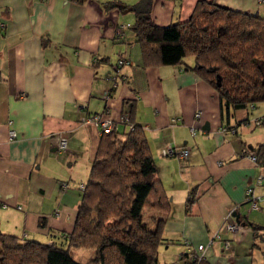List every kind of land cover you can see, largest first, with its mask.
Here are the masks:
<instances>
[{
    "label": "crops",
    "instance_id": "0c3cea01",
    "mask_svg": "<svg viewBox=\"0 0 264 264\" xmlns=\"http://www.w3.org/2000/svg\"><path fill=\"white\" fill-rule=\"evenodd\" d=\"M139 1L0 0V230L44 243L71 232L81 201L77 185L86 183L101 137L81 117L104 114L126 132L121 119L130 115L144 129L169 202L160 264H191L189 250L200 244L204 264H264V178L257 180L264 126L253 124L264 109L227 108L194 71L193 57L187 66L144 65L135 14L106 5ZM197 1L152 0L151 16L160 26L185 21ZM208 1L264 17V0ZM119 59L127 63L115 84ZM60 136L68 139L65 150L57 148ZM166 146L190 154L165 157ZM248 188L259 197L257 209L246 202ZM229 212V221L239 213L243 226L235 234L220 229ZM158 215L148 209L147 222L154 226L149 217ZM219 229L221 239L208 245Z\"/></svg>",
    "mask_w": 264,
    "mask_h": 264
},
{
    "label": "trees",
    "instance_id": "16d2710c",
    "mask_svg": "<svg viewBox=\"0 0 264 264\" xmlns=\"http://www.w3.org/2000/svg\"><path fill=\"white\" fill-rule=\"evenodd\" d=\"M106 5L135 14L132 29L144 65L187 66L186 59L193 57L192 68L227 108L264 102V17L198 0L187 20L160 26L151 16L152 0ZM128 123L133 127L126 132L114 123L101 133L73 230L48 243L0 230V264H81L72 257L74 247L95 252L85 264H160L169 202L143 127L132 123L130 115ZM260 148L264 153V144ZM194 201L195 188L188 203ZM148 209L159 211L149 217L154 226L146 220ZM204 262L191 257V264Z\"/></svg>",
    "mask_w": 264,
    "mask_h": 264
},
{
    "label": "built area",
    "instance_id": "2783aa9c",
    "mask_svg": "<svg viewBox=\"0 0 264 264\" xmlns=\"http://www.w3.org/2000/svg\"><path fill=\"white\" fill-rule=\"evenodd\" d=\"M261 2H263V0H261ZM1 26H3V24H1ZM125 63H127V61H125L124 59H119L113 67V75L111 77L114 80L115 84L117 83V77H118L119 70H120L119 66L123 65ZM109 95H110V93L106 92L104 94V98H108ZM198 114L199 113H196V115H198ZM81 122L85 123V124H92V125L96 126L100 133L108 132V131L112 130L113 125H114V121L112 119H110L109 117H107L104 114H98V113L82 116ZM121 122L128 123V115H124L123 118L121 119ZM253 124L255 126L264 125V117H260V118L255 119L253 121ZM132 127H133V125L128 123V130L132 129ZM9 136L11 138H13L16 136V134L14 131H10ZM55 142H56L57 148L59 150H65L67 147L68 139L64 136H60V137L56 138ZM161 154L165 157H173L174 156V157H177L179 159H185L190 154V150L188 148H185V147L166 146V147L162 148ZM247 155L251 158L252 161L257 162V156H256L255 151L248 150ZM263 178H264V172L258 176V179H257L258 182H260ZM77 186H78L77 188L80 191H82L84 189L85 185L83 183H80ZM67 187H68L67 184H63V188L66 189ZM258 200H259V197L253 193V190L251 188H248L246 190V202L249 203V205L252 209L258 208ZM231 217H232V213L229 212L224 219L223 227H220V229L224 228L228 232L235 234L237 231L242 229L243 226L240 223H238L237 221L230 222L229 219ZM220 229L213 234V238L209 241L208 245L212 244L215 240L221 239L222 235H221ZM185 244L188 247L190 246V242H188V241H186ZM230 244H231L230 241L226 240V241H224L223 246H224V248L228 249L230 247ZM204 249H205V245L200 244V245H197L196 248L190 249L189 253L192 255V257H196L198 259V262H199L201 259H203L202 251Z\"/></svg>",
    "mask_w": 264,
    "mask_h": 264
},
{
    "label": "rangeland",
    "instance_id": "374dc122",
    "mask_svg": "<svg viewBox=\"0 0 264 264\" xmlns=\"http://www.w3.org/2000/svg\"><path fill=\"white\" fill-rule=\"evenodd\" d=\"M257 106L261 107V109H264V102L258 103ZM71 254L75 261L81 264H85L90 260V258L94 257L95 252L93 250L86 249L83 247H74L71 250ZM162 260H163L162 262L169 260V257H162Z\"/></svg>",
    "mask_w": 264,
    "mask_h": 264
},
{
    "label": "water",
    "instance_id": "95a60500",
    "mask_svg": "<svg viewBox=\"0 0 264 264\" xmlns=\"http://www.w3.org/2000/svg\"><path fill=\"white\" fill-rule=\"evenodd\" d=\"M127 10H125L124 12H126ZM234 216L236 217L237 221L239 219V213H235Z\"/></svg>",
    "mask_w": 264,
    "mask_h": 264
}]
</instances>
